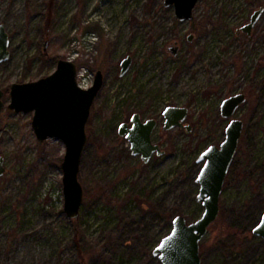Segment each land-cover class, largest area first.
Returning <instances> with one entry per match:
<instances>
[{
  "label": "rangeland",
  "instance_id": "rangeland-1",
  "mask_svg": "<svg viewBox=\"0 0 264 264\" xmlns=\"http://www.w3.org/2000/svg\"><path fill=\"white\" fill-rule=\"evenodd\" d=\"M163 2L0 0L10 52L0 64V264H160L152 251L173 218L192 223L203 213L196 159L224 140L220 105L237 93L246 101L232 118L243 129L200 259L264 264V239L252 234L264 212V12L250 35L240 31L264 0H199L185 22ZM74 56L82 77L92 85L99 71L103 86L86 123L82 204L69 219L60 203L64 144L39 142L33 112L8 104L11 84L46 77ZM169 106L187 108L189 132L163 130ZM134 113L157 122L152 141L164 154L147 163L118 135Z\"/></svg>",
  "mask_w": 264,
  "mask_h": 264
},
{
  "label": "water",
  "instance_id": "water-1",
  "mask_svg": "<svg viewBox=\"0 0 264 264\" xmlns=\"http://www.w3.org/2000/svg\"><path fill=\"white\" fill-rule=\"evenodd\" d=\"M198 1L164 0L163 6L173 7L175 19L185 22L191 20ZM263 12V7L255 10L249 22L240 30L250 35ZM191 39L192 36H189L188 40ZM8 48L9 36L4 25L0 24V64L9 59ZM169 51L175 55L177 48L171 47ZM131 61L130 56L121 61L120 76L128 71ZM76 77L77 67L73 61L58 60L50 75L32 82L11 84L8 104V109L16 113L33 112L31 126L39 142L56 138L64 144L65 153L61 163L63 212L69 219L78 217L82 204L83 189L78 180V173L87 142L86 123L93 102L103 86V76L99 71L88 89L80 88ZM3 94L0 90V112L3 108ZM245 101L243 93L222 101L221 117L229 119L224 140L219 146H209L196 159V163L201 164V169L195 180L199 186L195 200L204 208L203 213L192 223H188L182 215L173 218L170 232L152 251V256L157 258L160 264H201L200 242L218 217L220 195L243 129L242 121L232 117ZM187 115V108L167 107L163 111V130L184 128L189 132V125L183 124ZM156 127L157 122L154 119L142 122L139 114L134 113L130 118V126L127 123L119 125L118 135L129 143L133 156H140L141 160L147 163L152 155L164 154L159 145L151 139ZM4 171L3 158L0 157V177ZM252 234L264 239V212L253 227Z\"/></svg>",
  "mask_w": 264,
  "mask_h": 264
},
{
  "label": "built area",
  "instance_id": "built-area-1",
  "mask_svg": "<svg viewBox=\"0 0 264 264\" xmlns=\"http://www.w3.org/2000/svg\"><path fill=\"white\" fill-rule=\"evenodd\" d=\"M88 39H92V38L91 37H88ZM74 58H75V56L72 57V58H70V59H68V60L73 61ZM77 85L80 88H82V89H88L91 86V84L88 82V80H86V79H84L82 77V72L79 71V70H78V73H77ZM60 203L63 204L62 191H61Z\"/></svg>",
  "mask_w": 264,
  "mask_h": 264
},
{
  "label": "flooded vegetation",
  "instance_id": "flooded-vegetation-1",
  "mask_svg": "<svg viewBox=\"0 0 264 264\" xmlns=\"http://www.w3.org/2000/svg\"><path fill=\"white\" fill-rule=\"evenodd\" d=\"M241 31V30H240ZM77 73H78V70H77ZM237 94H239V93H237ZM244 94V93H243ZM236 95V94H235ZM245 95V94H244ZM230 97V96H229ZM246 97V96H245ZM140 116V115H139ZM131 118V117H130ZM140 119H141V121L142 122H145V121H147V120H143L142 118H141V116H140ZM149 120V119H148ZM184 124V123H183ZM129 126H130V120H129V124H128ZM185 125V124H184ZM180 129H184V128H180ZM185 130V129H184ZM186 131V130H185ZM154 132V131H153ZM187 132V131H186ZM153 134V133H152ZM151 139H152V136H151ZM153 142V141H152Z\"/></svg>",
  "mask_w": 264,
  "mask_h": 264
}]
</instances>
